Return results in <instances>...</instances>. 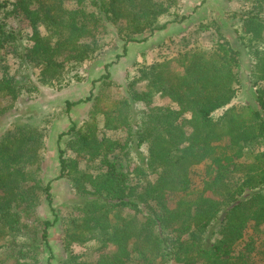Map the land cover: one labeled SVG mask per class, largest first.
I'll return each instance as SVG.
<instances>
[{
  "label": "trees",
  "instance_id": "16d2710c",
  "mask_svg": "<svg viewBox=\"0 0 264 264\" xmlns=\"http://www.w3.org/2000/svg\"><path fill=\"white\" fill-rule=\"evenodd\" d=\"M66 1L32 0L37 7L29 15L31 33L21 48L13 45L16 58L39 70L37 80L42 86L62 87L71 81L80 82V76L70 77L71 69L66 68L65 63L84 62L92 49L83 45L82 40L91 38L95 45L104 21L112 22L119 8L127 9V0H73L71 8L65 6ZM133 1L150 6L156 15L135 21L131 31L141 32L148 27L152 32L165 29L166 23L155 25L157 18L168 10L165 0ZM237 1L242 13L234 33L251 60L250 83L256 88L260 109L264 110V0ZM8 6L9 0H0V11ZM42 25L46 29L44 35L40 32ZM19 39L22 40L21 34L6 30L0 24V51ZM127 40L133 39L128 37ZM112 64L105 66L106 72ZM180 64L182 75L171 69L170 61L164 60L142 69L138 78L147 81V92L139 101H149L152 92L166 90L175 105L152 107L141 120L143 126L137 135V147L145 146L148 150V166L129 163L126 170L117 173L115 163L108 161L103 177H94L88 170L75 173L77 162H68L59 150L57 179L74 174L73 187L78 193L100 196L102 186L112 181L117 187L115 193L105 189L101 203L94 202L90 209L83 211L77 226L67 229L63 238L66 251L74 243L97 240L102 249L98 259L90 263L68 253L62 264H172L174 257L179 259V264H264V237L259 239L264 234L259 218L264 213V117L248 105L228 106L240 90V53L227 39L219 38L212 46L195 48ZM102 78L109 79V73ZM16 84L15 72L4 67L0 75V100L5 97L14 100L20 93ZM91 100L90 121L83 129L72 125L58 140L71 132L84 133L87 136L84 148L96 152L103 147L104 131L119 129L125 122L128 126L129 119L121 113L111 115L109 110L101 109L99 95L67 101L66 110ZM122 104L129 106L127 100ZM226 106L225 112L215 118L216 111ZM98 114L102 131L97 122ZM180 119L190 129L184 139L189 153L177 165L168 166L160 162L157 150L176 151L178 144L184 142L177 135L167 139L162 133ZM251 130L253 138H239L241 133H251ZM98 132H103L102 138ZM212 136H221L227 141L211 144ZM40 149L39 143L26 142L11 130L0 137V217L12 210L31 211L38 204L35 190L41 188L42 180L28 174L41 170ZM199 168L203 172L202 187L212 194L211 203L219 205L206 219L202 216L201 190L193 187L194 172ZM149 171L156 174L154 180L147 176ZM28 180L33 184L27 186ZM87 185L91 186V191L87 190ZM41 192L51 205L50 183ZM168 192L186 195V202L171 225L165 224V209L161 205ZM152 202L158 206H150ZM145 206L142 218L135 219L125 234L119 236L122 224L132 217L131 211L143 212L141 207ZM54 222L41 223V238L46 245V231ZM250 228L255 234L246 233ZM18 233L22 236L10 220L0 224V237L10 234L15 239ZM112 242H115L114 250L104 252Z\"/></svg>",
  "mask_w": 264,
  "mask_h": 264
},
{
  "label": "rangeland",
  "instance_id": "374dc122",
  "mask_svg": "<svg viewBox=\"0 0 264 264\" xmlns=\"http://www.w3.org/2000/svg\"><path fill=\"white\" fill-rule=\"evenodd\" d=\"M9 1L10 6L0 11V24L6 30H14L15 33L21 34L22 40L19 39L15 44L12 43V46L0 51L3 61L0 64V75L2 69L7 66L11 72H15V82L20 88V93L14 100L10 97L0 100V112L5 109L0 113V137L7 130H11L17 132L26 142L39 143L42 154L41 170L37 174L30 172L28 175L38 177L42 184L41 188L35 190V198L38 197L39 202L31 211L12 210L8 215L0 217V224H6L10 220L19 228L22 235L18 233L15 239L10 234L0 237V264H48L50 257V264H62L68 253L90 263L98 259L102 249L99 248L101 246L97 240L93 239L83 244L74 243L69 251H66L63 238L67 229L77 226L83 211L90 209L94 202L101 203V197L104 198L106 195L105 189L114 193L117 191L116 184L113 181L104 184L100 196L78 193L73 187L74 174L57 179L60 174L59 150L63 151V157L68 162H77L75 173L88 170L94 177H103L108 161L115 163L117 173L126 170L129 163L148 166V150L145 146L137 147V135L143 126L141 120L152 107L175 105L167 96L166 90H158L154 94L152 92L149 101L138 100L147 92V81L138 79L142 69L166 60L170 61L174 72L182 75L180 63L195 48H207L212 46L216 39H227L240 53L238 69L240 90L228 106L248 105L258 110L264 117V110L258 105L256 88L250 83L251 60L234 33L242 13L237 0H165L164 5L168 10L157 18L155 25L166 23V27L164 30L153 32L149 27L141 32L131 31L132 23L156 15V11L139 1L127 0V9L119 8V13L112 22L104 21L105 26L99 29L95 45L91 38L82 40L83 45L92 49V53L80 64L65 63V67L71 69L70 77L78 75L82 79L80 82L71 81L69 85L62 87L40 85L37 80L39 70L15 57L13 45L17 47L18 44L21 48L25 44V39L31 33L29 15L31 16L37 5L32 0ZM72 3L73 0H68L65 6L71 8ZM40 32L42 35L46 33L43 25L40 26ZM252 34L257 36L256 31ZM128 37L133 40L130 42L127 40ZM262 38L264 39V31ZM110 63L113 64L106 72L105 66ZM106 73H109L107 80L102 78ZM89 95L100 96L101 109L109 110L111 115L121 113L124 118L129 119L128 126L125 122V126L116 130H106L104 135L103 132H98L99 137L102 138L103 135L104 144L96 152L84 148L87 139L84 133L81 135L71 132L58 140L59 135L66 133L72 125L83 129L85 123L90 121L92 100L79 104L70 111L66 110L67 101L85 99ZM125 100L129 106H123L122 102ZM228 106L216 111L215 118L222 115ZM96 116L99 129L102 131L101 115ZM189 132L188 125L182 119L162 131L167 139L177 135L183 140ZM253 137V130L251 133L243 132L239 136L244 140ZM226 141L227 138L221 136H212L209 139L211 144ZM177 148L172 152L163 148L157 150L160 162L173 166L187 158L189 146L185 140L178 144ZM194 173L196 176L193 179V187L201 190L202 216L206 219L219 205L211 203L214 199L212 194L201 185L202 169L199 168ZM147 176L150 180L156 178V174L150 171ZM47 183H50L51 205L41 192ZM32 184L30 180L26 182L27 186ZM87 190L91 191L90 185H87ZM185 197L186 195L181 192L165 194L161 205L165 209L163 219L166 225L173 224L178 218L186 202ZM149 205L158 206L154 202ZM145 208L146 206L141 207L143 212L131 211L132 217L122 224L118 230L119 236L125 234L135 219L142 218L146 212ZM259 218L260 229L264 232V213L260 214ZM47 220L55 222L46 231V245L41 238L43 231L41 223ZM246 233L255 234L253 228L247 229ZM263 237L264 234L259 239ZM114 243H110L104 252H112ZM171 263L180 262L174 257Z\"/></svg>",
  "mask_w": 264,
  "mask_h": 264
}]
</instances>
